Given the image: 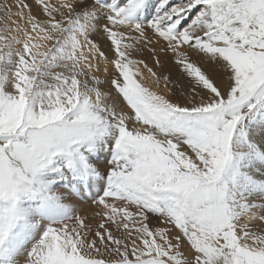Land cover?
<instances>
[{
    "label": "snow or ice",
    "instance_id": "6c2138e0",
    "mask_svg": "<svg viewBox=\"0 0 264 264\" xmlns=\"http://www.w3.org/2000/svg\"><path fill=\"white\" fill-rule=\"evenodd\" d=\"M0 264H264V0H0Z\"/></svg>",
    "mask_w": 264,
    "mask_h": 264
},
{
    "label": "rangeland",
    "instance_id": "374dc122",
    "mask_svg": "<svg viewBox=\"0 0 264 264\" xmlns=\"http://www.w3.org/2000/svg\"><path fill=\"white\" fill-rule=\"evenodd\" d=\"M73 203H77V201L73 200ZM84 205V206H83ZM79 207L80 209H82V211H78L77 215H86L89 218V222L90 224L95 227L96 223L98 222V217L94 216V213L98 210L95 205L89 201L87 204L84 203H79ZM92 221V222H91Z\"/></svg>",
    "mask_w": 264,
    "mask_h": 264
},
{
    "label": "bare ground",
    "instance_id": "6f19581e",
    "mask_svg": "<svg viewBox=\"0 0 264 264\" xmlns=\"http://www.w3.org/2000/svg\"><path fill=\"white\" fill-rule=\"evenodd\" d=\"M28 3H32V0H27ZM102 45H104V41L100 40L98 37L96 38ZM106 46V45H105ZM147 59V56L145 57ZM148 62L151 64V60H148ZM173 77H175L176 73L175 71H173L172 73ZM101 78L103 79V76H101ZM76 201V200H75ZM257 203H259L260 201L257 200ZM84 206V205H83ZM89 222V221H88ZM92 222V221H91ZM90 223V222H89Z\"/></svg>",
    "mask_w": 264,
    "mask_h": 264
}]
</instances>
